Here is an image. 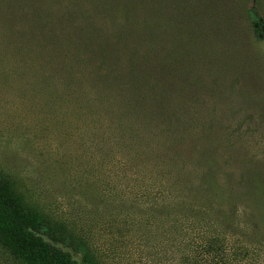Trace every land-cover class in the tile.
<instances>
[{
  "label": "rangeland",
  "instance_id": "1",
  "mask_svg": "<svg viewBox=\"0 0 264 264\" xmlns=\"http://www.w3.org/2000/svg\"><path fill=\"white\" fill-rule=\"evenodd\" d=\"M238 28L220 31L240 59L225 69L235 88L172 101L175 141L154 152L147 146L163 127L142 128V117L121 128L120 104L101 114L77 89H45L0 56V172L74 236L64 248L76 259L87 250L96 264H264V44L248 45ZM177 140L184 148L173 152ZM198 152L215 157L212 197L189 192L207 162L192 161ZM168 158L187 173L178 178ZM0 264L21 263L0 246Z\"/></svg>",
  "mask_w": 264,
  "mask_h": 264
},
{
  "label": "trees",
  "instance_id": "2",
  "mask_svg": "<svg viewBox=\"0 0 264 264\" xmlns=\"http://www.w3.org/2000/svg\"><path fill=\"white\" fill-rule=\"evenodd\" d=\"M239 2L0 0V56L9 57L15 73L25 72L45 89H77V99L91 109L100 107L101 114H107L110 102L120 104L118 111L127 118L114 119L121 128H135L126 121L136 123L142 117V128L148 124L157 132L163 127V135L151 133L156 143L147 147L152 151L175 141L167 139L172 101L190 97L199 88L211 92L235 88L225 69L240 59L227 55L223 42H228L220 31L238 25L248 45L264 44V0H243L238 8ZM229 43L234 50L238 47L232 39ZM257 63L264 79V65L259 58ZM61 98L70 100L73 94L63 92ZM182 145L177 140L173 152L183 151ZM191 158L207 162L193 177L189 192L212 197L215 157L198 152ZM168 159L178 178L187 173V163ZM71 245L74 236L27 204L0 172V246L21 264H96L87 250L81 261L76 259L64 248Z\"/></svg>",
  "mask_w": 264,
  "mask_h": 264
}]
</instances>
